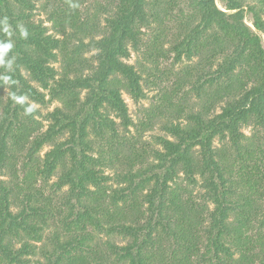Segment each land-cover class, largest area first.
I'll return each mask as SVG.
<instances>
[{
  "label": "trees",
  "instance_id": "1",
  "mask_svg": "<svg viewBox=\"0 0 264 264\" xmlns=\"http://www.w3.org/2000/svg\"><path fill=\"white\" fill-rule=\"evenodd\" d=\"M85 1H56L51 35L34 21L33 0H0V19L7 17L14 32L15 64L8 74L16 81H0V172L15 169L14 181L0 180V264H29L26 257L37 251L30 240L41 243L49 222L64 214L68 240L55 235L52 252L41 247L46 262L37 264H264V237L251 228L254 220L264 226L258 205L264 200V144L243 132L264 129V11L248 6L250 27L244 0H221L225 10L216 0H116L106 31L97 37L95 24L81 20ZM183 1L193 11L181 21L173 47L176 60L201 57L184 77L201 108L187 112L170 102L177 117L165 122L168 137H158L160 148L145 150L148 159L133 152L124 161L133 121L123 93L135 101L144 97L141 75L127 62L130 47L139 48L151 18L163 23L160 10L169 16ZM17 24L27 28V39ZM164 37L166 31L155 37L157 54ZM0 39L7 37L0 32ZM13 93L27 95L28 104L15 103ZM48 101L62 106L48 114L44 130L35 118L39 110L26 114L25 108ZM216 141L230 144L233 162ZM47 145L51 150L42 158ZM107 170L127 186L109 188ZM181 173L200 184L212 209L173 190ZM63 190L60 206H53L49 194ZM92 231L127 244L108 240L101 252L92 245ZM165 238L175 239L169 253ZM86 254L97 256L90 261Z\"/></svg>",
  "mask_w": 264,
  "mask_h": 264
},
{
  "label": "rangeland",
  "instance_id": "2",
  "mask_svg": "<svg viewBox=\"0 0 264 264\" xmlns=\"http://www.w3.org/2000/svg\"><path fill=\"white\" fill-rule=\"evenodd\" d=\"M58 0H33L34 11L33 19L37 24H42L48 31V34L56 35L55 33V23L53 21V13ZM116 0H86L84 5L79 8L81 20H85L90 24H95L96 33L95 36L100 37L106 31V18L113 11L114 4ZM152 1V0H150ZM217 5L220 9L225 10V5L221 0H216ZM247 15L246 23L253 27V15L248 11V6H255L258 9L264 11V0H244ZM151 12H155V8L150 5ZM192 9L186 1H183L177 8L170 13L169 16H165L162 10H160L161 19L163 20L160 25L156 23L152 18V26L144 28L140 35V44L137 50L130 47L131 58L127 62L133 65L139 75H141V85L144 92V97L135 101L126 92L123 93V97L128 105L129 114L133 121V125L129 128V132L126 133L127 144L124 147L121 156L124 161L131 153L137 152L144 156L145 159L149 158V152L145 150H152L154 148H160L157 145L158 137H168L167 132L164 131V124L169 119H174L177 117L175 108H170V102L174 104L177 109L178 107L183 108L187 112L198 111L201 108L202 101L197 98V95L192 91L191 85H189V80L184 79L185 68L189 65L195 64L200 61L201 57H194L192 60L188 59L187 55L183 54L181 60H176V52L174 49V44L179 41L178 36L181 35V21L186 20L191 14ZM162 31H166V37L162 38V54H157L154 49L155 37L158 36ZM181 37V36H180ZM183 37V35H182ZM88 42V41H86ZM264 46V37H263ZM93 53H88L86 56L91 58ZM56 67L58 65L56 64ZM47 93V92H46ZM49 99V98H48ZM61 103L57 101H48L44 105L35 104V108L39 110V114L35 116L36 120L40 122L44 130L48 128L49 122L47 116L49 113L53 112L57 107H61ZM218 111H220L218 109ZM217 111V112H218ZM111 117L119 124L120 120L116 115L112 114ZM183 116L181 119H186ZM185 121V120H184ZM186 123V122H185ZM121 132L123 130L121 129ZM243 132L251 139H257V142L261 145L264 144V129L256 127H248L243 130ZM256 142V141H255ZM215 147L223 152H228L231 162L235 158V153L230 149V144H223L220 141L215 142ZM162 149V148H161ZM51 150V146L47 145L40 156L44 158L45 154ZM119 168V171L124 169ZM20 166H18V169ZM15 169L6 168L3 172H0V180H5L12 182L13 174ZM106 175L110 176V182L108 187L110 188H120L126 187L127 185H119L115 174L113 171L107 170ZM59 173L56 174L50 181L54 183L58 180ZM173 190L180 189L182 193V199L186 200L188 196L190 199L194 200L196 204H201L209 206L210 209L213 205L206 204L202 197L204 195V190L198 185H192L184 174H180L176 179L175 183H172ZM186 191H189L191 195H188ZM264 192V191H263ZM66 194V190L54 194L51 192L49 196L53 199V206L59 207L61 201ZM22 199V198H20ZM257 200V199H255ZM264 201V200H263ZM259 200V206L264 208V202ZM16 204H20L17 200ZM257 205H254L256 207ZM21 207V206H20ZM22 208V207H21ZM261 208V209H262ZM20 208L15 207L14 211H18ZM65 210V209H64ZM55 215L57 212H54ZM171 213V211L169 212ZM65 215V214H64ZM64 215L56 217L54 220L49 222V226L43 232V241L41 243L34 242L30 240V243L36 245V254L26 257L29 259V264H37L38 261L43 263L46 262L45 256L42 254V248L47 247L50 252L53 250V239L55 235H60L62 242L68 240L67 236H64L65 225ZM254 211L252 213V217ZM177 222L174 220L172 225ZM176 225L172 227L175 228ZM254 236L259 235L260 239L264 237V226L262 223L255 221L251 226ZM178 229V227H177ZM96 235L97 243H93V246L99 245L101 252H107L106 242L112 240L119 245H126L127 241L115 236H109L107 233H99L97 231H92ZM200 238H204L203 245H206V234L200 235ZM164 245V250L169 253V250L174 247L175 239L165 238L162 242ZM22 243L16 246V249L21 247ZM42 247V248H41ZM46 249V248H45ZM259 251V248H257ZM165 252V251H164ZM86 256L89 258H96V254H89ZM90 260V259H89ZM91 261V260H90Z\"/></svg>",
  "mask_w": 264,
  "mask_h": 264
},
{
  "label": "clouds",
  "instance_id": "3",
  "mask_svg": "<svg viewBox=\"0 0 264 264\" xmlns=\"http://www.w3.org/2000/svg\"><path fill=\"white\" fill-rule=\"evenodd\" d=\"M16 30L19 32L21 38L27 39L28 30L24 25L17 24ZM0 32L7 37V39H0V68L5 70L4 73L0 74V81H2L5 85H12L15 84L16 81H14L12 76L8 73L12 72L15 64V56L10 55L14 49V44L11 39L14 32L7 17L0 19ZM11 99L20 105H26L29 101V97L27 95H17L15 93L12 94ZM34 108L35 103L33 102L31 106L25 108V113L31 114L34 111Z\"/></svg>",
  "mask_w": 264,
  "mask_h": 264
}]
</instances>
